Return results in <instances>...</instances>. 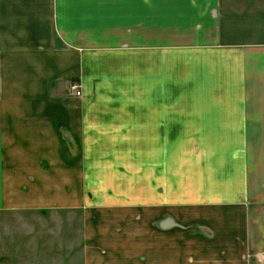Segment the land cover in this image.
Instances as JSON below:
<instances>
[{
    "label": "crops",
    "instance_id": "crops-1",
    "mask_svg": "<svg viewBox=\"0 0 264 264\" xmlns=\"http://www.w3.org/2000/svg\"><path fill=\"white\" fill-rule=\"evenodd\" d=\"M46 209L83 264H264V0H0V212Z\"/></svg>",
    "mask_w": 264,
    "mask_h": 264
},
{
    "label": "rangeland",
    "instance_id": "rangeland-1",
    "mask_svg": "<svg viewBox=\"0 0 264 264\" xmlns=\"http://www.w3.org/2000/svg\"><path fill=\"white\" fill-rule=\"evenodd\" d=\"M79 216L60 209L0 212V264H83Z\"/></svg>",
    "mask_w": 264,
    "mask_h": 264
},
{
    "label": "built area",
    "instance_id": "built-area-1",
    "mask_svg": "<svg viewBox=\"0 0 264 264\" xmlns=\"http://www.w3.org/2000/svg\"><path fill=\"white\" fill-rule=\"evenodd\" d=\"M68 88L72 95L81 96L83 93L80 81H78L77 79H71L68 82Z\"/></svg>",
    "mask_w": 264,
    "mask_h": 264
}]
</instances>
